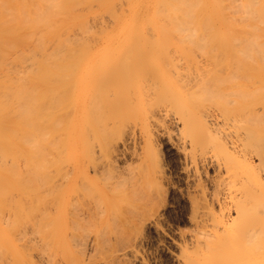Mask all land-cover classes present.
Returning a JSON list of instances; mask_svg holds the SVG:
<instances>
[{
  "label": "rangeland",
  "instance_id": "1",
  "mask_svg": "<svg viewBox=\"0 0 264 264\" xmlns=\"http://www.w3.org/2000/svg\"><path fill=\"white\" fill-rule=\"evenodd\" d=\"M165 2L81 0L59 14L77 17L61 40L39 48L40 26L10 45L20 56L4 60L13 80L30 81L38 64L67 67L40 71L31 90L51 113L36 123L41 151L0 154L3 172L13 166L0 185V264H264V230L242 231L229 200L264 179V86L231 96L222 83L231 65L248 87L264 82V59L244 53L264 47V27L172 23ZM232 97L245 108L233 111ZM263 202L245 204L246 219Z\"/></svg>",
  "mask_w": 264,
  "mask_h": 264
},
{
  "label": "bare ground",
  "instance_id": "2",
  "mask_svg": "<svg viewBox=\"0 0 264 264\" xmlns=\"http://www.w3.org/2000/svg\"><path fill=\"white\" fill-rule=\"evenodd\" d=\"M92 1V0H91ZM166 1V2H165ZM227 2L228 3H223L224 6H220V4L222 2ZM231 1V0H230ZM229 0H170L169 1V4L167 3L168 0H155V9H156V4H161L162 2H165L163 8H161V10L163 11V9L165 8V5H167V8H165L164 10L167 12L166 14L163 13L162 15H164V19L166 21H176L175 23L179 22V23H182L183 24H187L189 25L190 23H194L197 22L198 24H202L204 23L205 25L208 23H215V22H220L222 24L224 23H228L229 25L230 24H239L241 23L240 20H242L243 22L241 24H243L244 26H255L256 28L259 26H262V28L264 27V0H238V2L240 3H237V0H233V2H236V6L235 3H231ZM78 2H81V0H0V73L2 74V77H4L3 75H5L4 78H0V151H2V153L0 152V154L2 155L3 152L7 153L9 152L12 153V154H18V153H24V152H28L30 153V155L32 154L31 152H33L36 148H38V142L39 139L41 138L40 136H43L42 135H39V133L36 131V130H40L39 127L37 126L40 120L39 118V115L41 117V119L44 120V117L46 118L47 115H51L50 111H46L43 110V114L41 113L42 111V105L40 104L42 102V95L40 96V94H37V95H34L33 91L31 90H35L37 91V87H39V80H37V75L38 73L41 71L43 74H53L52 72H57V70L59 71H64L65 70V67H67L65 64H61V65H51V64H38L37 67H35L37 69V74L36 75H33L31 77H33L32 79L29 78L30 81H23V78L22 79H18V77H16L17 79L16 80H13V76L10 77V73H9V69L8 67H6L5 65H9V62H7V64L5 63L6 59L9 57V56H13L15 58V60H17L16 58H20V56L18 57V54H16L15 52H12L9 56L7 55V53L9 54L10 51L12 49V47H10V45L14 42V40L18 39V42L19 41H23L22 39H25L24 42L26 43V41H28L29 39H27L28 35H32L35 31L38 33V29L40 28V26H42L41 30H40V35H39V39H36L38 40V44H39V48H40V44L45 42L46 40H55V41H58V40H61L62 39V34H61V31L62 29L64 28H67L68 26L70 27L71 24H74L75 22H77V17L74 16V14H70L68 16H64V17H67V18H64L59 15L61 12L64 13V11H67L68 9H71L73 6H75ZM134 2V1H133ZM135 2H137V0H135ZM230 2V3H229ZM141 4V3H140ZM143 4V3H142ZM159 4V5H160ZM163 4V3H162ZM161 4V5H162ZM230 5L231 4H234L233 6L235 7L234 11L237 10V9H241L240 12L241 14L239 13V10L234 12V11H231L230 9H228V7L226 5ZM158 5V6H159ZM222 5V4H221ZM228 5V6H229ZM154 6V5H153ZM239 6H241L239 8ZM137 7V6H136ZM224 7H226L225 9L229 10L230 12L228 13L227 10H222ZM232 9V6L230 7ZM158 9V8H157ZM160 9V8H159ZM158 9V10H159ZM154 10V8H153ZM243 10V12H242ZM152 11V10H151ZM225 11V13H224ZM48 12H50V16L48 17ZM69 11H67V14H68ZM159 12V11H158ZM240 14V17H235L234 13H237ZM245 12V13H244ZM62 13V14H63ZM153 13V12H151ZM157 13V12H156ZM229 14V16H227V14ZM233 13L232 15L236 18H234L232 15V17L230 16V14ZM242 13H244L242 15ZM65 14V13H64ZM155 13H153L154 15ZM246 14V17L244 16ZM159 15H160V12H159ZM157 15V16H159ZM74 16V17H73ZM156 16V15H155ZM242 16V17H241ZM243 16L245 18H243ZM151 17V16H150ZM160 17H162L160 15ZM163 17L160 19L162 20ZM149 18V17H148ZM237 18H242V19H237ZM153 19V16L152 18H150V20ZM156 19V18H154ZM153 19V20H154ZM116 20V18H115ZM147 20V19H146ZM238 20V22L236 21ZM117 21V20H116ZM166 21L164 22V20L162 21V24L166 23ZM240 21V22H239ZM148 22V21H147ZM151 22V21H149ZM160 22V21H159ZM164 22V23H163ZM154 23V22H153ZM173 23V22H172ZM189 23V24H188ZM196 23V24H197ZM167 24V23H166ZM168 24H170L168 22ZM202 24V26L204 25ZM75 25V24H74ZM171 25V24H170ZM179 25V24H177ZM180 25V26H182ZM186 25V26H187ZM213 25H216V24H213ZM227 25V24H226ZM27 26V31L26 28ZM172 26H174L172 24ZM176 26V25H175ZM185 27V25H184ZM183 27V28H184ZM24 29V32H21L20 29ZM67 30V29H66ZM253 30V29H252ZM248 31V30H247ZM233 32V31H232ZM241 32V31H240ZM239 32V33H240ZM244 32V31H243ZM250 33V32H248ZM247 33V34H248ZM262 33V32H261ZM68 34V33H67ZM243 34V33H242ZM263 34V33H262ZM35 35V34H34ZM251 36H254L255 38H258L256 35H259L256 30L255 32H252L250 33ZM249 36L248 34V38L252 39L254 37H251ZM260 36V35H259ZM263 36V35H261ZM65 38V36H63ZM236 37V36H235ZM264 37V36H263ZM22 38V39H21ZM33 38H35L33 36ZM234 38V37H233ZM237 38V37H236ZM239 38V37H238ZM247 38V36H246ZM27 39V40H26ZM244 39V38H243ZM261 39V38H260ZM33 40V39H32ZM248 40V39H247ZM246 40V42H248ZM256 40V39H255ZM254 40V41H255ZM241 41V40H240ZM251 41V40H250ZM250 41H249V45H252L250 44ZM261 41V40H260ZM22 42V43H24ZM34 42V41H33ZM245 42V41H244ZM237 43V41L235 42ZM253 43V42H251ZM257 43H260V42H257ZM263 43V42H262ZM36 44V43H35ZM238 44V43H237ZM241 44V43H240ZM43 44H41V47H42ZM233 45V44H232ZM235 47H237L236 44H234ZM255 45V44H254ZM259 45V44H258ZM258 45L256 48L253 47L254 50L250 49V50H245L244 49V53L245 55L247 54L248 58H259V55L262 59H264V47L261 48L257 51V53H254L255 50L258 49ZM264 45V44H263ZM20 46V45H19ZM32 46V45H31ZM30 46V47H31ZM262 46V45H261ZM21 47V46H20ZM33 47V46H32ZM234 46H231V49L232 51H228V52H233L232 54L235 53V51H233L235 48H233ZM251 47V46H250ZM16 48V47H15ZM27 48V47H26ZM37 48V47H36ZM36 48H35V52H36ZM238 48V47H237ZM240 48V47H239ZM23 51L20 52L21 54L25 53L24 51V47L22 48ZM43 49V48H42ZM243 50V48L241 47L239 50ZM15 50V49H14ZM17 50V49H16ZM67 50L71 51L70 48H67ZM13 51V50H12ZM18 51V50H17ZM19 52V51H18ZM27 52V51H26ZM34 52V54H35ZM19 53V54H20ZM26 54V53H25ZM48 54V53H47ZM219 53H216V56L218 57ZM214 56V54L212 55ZM246 56V57H247ZM12 57V58H13ZM11 58V59H12ZM25 59V58H24ZM5 60V61H4ZM140 60V59H138ZM8 61V60H7ZM212 61V60H210ZM239 61V60H238ZM252 61V60H251ZM262 62V61H261ZM20 63V62H19ZM138 63V62H137ZM142 63V62H141ZM236 63V61H235ZM244 63V62H243ZM21 64V63H20ZM60 64V63H59ZM120 64V63H119ZM123 64V63H122ZM211 64V63H210ZM240 64V63H239ZM121 65V64H120ZM212 65V64H211ZM228 65V64H227ZM230 65V64H229ZM228 65V66H229ZM246 65V64H245ZM244 65V66H245ZM249 65V64H248ZM252 65V64H251ZM250 65V66H251ZM262 65L264 66V63H262ZM17 66V65H16ZM34 66V65H33ZM56 66V67H55ZM224 66V65H223ZM232 68H234L233 70H231V74L227 73L228 75L225 76L227 70H226V67L224 66V70L225 71V74H224V78L222 76L220 69L219 71L221 72L220 75L219 73L216 74V75H219V77L222 76V83H224V85L227 87L229 93H231L230 95L233 96L235 95L236 92L238 91H242L244 92V90H262L263 86H264V82L263 80L261 79H258V84H253L251 86L248 87V83H247V79H246V76H245V73L243 72H240L238 74V71L235 73H233L232 71L234 70H237L235 69V67L233 65H231ZM229 66V67H231ZM10 67V66H9ZM211 67V66H209ZM227 67V69L229 68ZM238 67V66H236ZM261 67V66H260ZM34 68V67H33ZM26 69V68H25ZM57 69V70H56ZM139 69V68H138ZM142 69V68H141ZM208 69V68H207ZM245 69V68H243ZM248 69V68H247ZM12 70V69H10ZM35 70V69H34ZM116 70V69H115ZM128 70V69H126ZM212 70V69H211ZM214 70V69H213ZM229 70V69H228ZM20 71V70H19ZM90 71V69H89ZM15 72V71H14ZM22 72V71H21ZM19 72V73H21ZM32 72H34L32 70ZM30 72V73H32ZM147 72V71H146ZM151 72V71H150ZM154 72V71H153ZM215 72V71H214ZM213 72V73H214ZM13 73V72H12ZM105 73V72H104ZM121 73V72H120ZM233 73V74H232ZM18 74V72H17ZM51 74H49V76H52ZM145 74V73H144ZM103 75V73H102ZM205 75L207 74H203L200 75L202 76L203 79V82L206 80L205 79ZM209 75V74H208ZM207 75V76H208ZM8 76V77H7ZM18 76V75H17ZM24 76V75H22ZM158 76V75H157ZM211 76V74H210ZM215 76V75H214ZM209 77V76H208ZM217 77V76H216ZM216 77H213L216 79ZM225 77H227V79H225ZM15 78V77H14ZM212 78V80H213ZM201 79V78H200ZM211 79V78H210ZM52 80V79H50ZM202 80V79H201ZM211 80V81H212ZM210 81V82H211ZM214 81V80H213ZM51 83V81H49ZM216 84L214 85H217V81H215ZM218 82H221L219 81L218 79ZM209 83V81H208ZM214 82H211L209 83L210 85L213 84ZM222 83H220L222 85ZM42 84V85H41ZM40 85L43 86V87H46V82L43 80L42 83ZM53 84V82H52ZM75 84V83H74ZM209 84L207 86H209ZM38 85V86H37ZM37 86V87H36ZM75 86V85H74ZM218 86V85H217ZM35 87V89H34ZM209 87H212L213 86H209ZM220 87V86H219ZM218 87V88H219ZM225 87V89H226ZM217 88V89H218ZM223 88V85L222 87ZM223 90V89H220L223 90V91H226V90ZM211 90V89H210ZM30 91V92H29ZM214 91V90H213ZM212 91V92H213ZM217 90L215 89V92ZM220 91H218V93H220ZM228 91H226V97H229V95L227 96V93ZM241 92V93H242ZM43 93V98H45V94L44 92ZM222 93V92H221ZM240 93V92H239ZM225 94V93H223ZM243 94V93H242ZM237 95H239L237 93ZM236 95V97H237ZM241 96V95H240ZM236 97H232L231 99H229L228 102H231L233 104L230 105L232 106L229 107L231 108L233 111L236 109V108H240L241 106L244 105V103L242 102V100L240 101V99H237ZM230 98V97H229ZM39 103V105H37V103ZM44 102V101H43ZM230 103V104H231ZM73 104H74V101H73ZM44 105V104H43ZM35 106H42L41 107V110H40V107L39 109L36 108L34 111H33V107ZM33 109H32V108ZM228 108V109H229ZM242 108V107H241ZM245 108V106H244ZM242 108V109H244ZM32 109V110H31ZM37 109H38V112H37ZM48 109V108H47ZM36 114V116L32 113ZM46 112V113H45ZM48 112V114H47ZM45 113V114H44ZM50 113V114H49ZM38 114V115H37ZM47 114V115H46ZM79 114V113H78ZM43 115V116H42ZM46 115V116H44ZM35 118V119H34ZM39 118V120H38ZM55 118L52 117V123L53 124V120ZM37 120V121H36ZM42 120V121H43ZM56 120V119H55ZM41 121V120H40ZM58 121V120H56ZM55 122V121H54ZM40 124V122H39ZM50 124V125H51ZM57 124V122H55V125ZM49 125V126H50ZM57 126V125H56ZM38 127V128H37ZM51 127V126H50ZM54 127V126H52ZM51 127V128H52ZM51 131V130H50ZM36 132V133H35ZM52 132H53V128H52ZM251 132V131H250ZM50 132L48 131V134ZM34 134L35 136H37V144L36 142L34 141V138L36 140V137H34ZM251 133H249L248 131V135H250ZM257 135V134H256ZM255 133H254V136H256ZM39 136V138H38ZM258 136V135H257ZM47 138V136H45ZM249 137H253V133L251 134V136ZM44 140V138H42ZM33 140V141H32ZM41 140V141H43ZM46 140V139H45ZM44 140V142H45ZM258 140L262 142V139L258 138ZM258 140H256L257 142H259ZM29 141V142H28ZM35 142V144H34ZM33 146H32V144ZM259 143V144H261ZM23 144V146H22ZM41 144V143H40ZM258 144V143H257ZM258 144V145H259ZM36 145V146H35ZM44 146V143L42 144ZM263 145V144H262ZM34 150H32L33 148ZM39 147H41L39 145ZM260 147V146H259ZM262 148V146L260 147ZM260 148H257L256 149V155L258 156L259 160L262 162L264 161V150L260 149ZM36 149V150H37ZM41 149V148H40ZM39 149V150H40ZM36 150L34 151L33 154H37L35 153ZM38 150V153L41 151ZM15 153H14V152ZM5 153V154H6ZM4 154V155H5ZM6 154V155H7ZM26 154V153H25ZM19 156V155H18ZM17 156V157H18ZM34 156V155H32ZM30 157V156H29ZM13 158H16L15 155H13ZM35 158V157H34ZM30 161V159H29ZM36 162V161H35ZM15 164V163H13ZM38 164V163H37ZM36 163H34V166L36 165ZM0 185L2 183H4L5 178L8 179V180H12L10 179V177H6L7 175V170L8 172H10V170L13 168V166L11 167H8L9 169H6V167H4V172L2 171V165L0 164ZM15 166V165H14ZM35 166V168H36ZM38 167V166H37ZM16 169L14 168V171ZM13 171V170H12ZM16 172V171H15ZM1 173L3 175H1ZM6 173V174H5ZM5 174V175H4ZM12 175V174H11ZM10 175V176H11ZM15 175V174H14ZM16 175H17V172H16ZM5 176V178H4ZM9 176V175H7ZM13 176V175H12ZM14 177V176H13ZM17 177V176H16ZM12 178V177H11ZM18 178V177H17ZM20 179V178H19ZM14 180V179H13ZM2 185H5V184H2ZM264 187V179L261 180V177L258 175L256 177V181H255V184H254V188L253 189H245L244 191H240V192H237V193H234V194H231L230 195V203H232L233 205H235L236 209V214L239 216V215H243L242 217L245 218L246 220V224L243 222V225L242 226V231H245L248 233H256L260 230H264V202L259 205V207L257 208V212H258V216L257 218H254V219H246L247 218V211L249 210L248 208L245 207V204H248L250 203L251 201H255L257 200V198H259L262 194H264V191H263V188ZM262 194L259 195L258 197V192H260ZM247 206V205H246ZM248 207V206H247ZM240 217V216H239ZM238 218V217H237ZM241 218V217H240ZM240 229V230H241ZM261 231V232H262ZM243 233V232H242ZM246 235V234H245ZM46 236V235H45ZM49 236V235H48ZM55 237V236H54ZM44 238V237H42ZM41 238V239H42ZM53 239V238H52ZM34 241V239H33ZM32 241V243H33ZM45 241V240H44ZM52 241V240H51ZM63 241V239H62ZM36 242V241H35ZM58 242V241H57ZM47 243V242H46ZM46 243H44L46 245ZM62 243V242H61ZM0 244H1V241H0ZM35 244V243H34ZM67 244V243H66ZM37 245V244H36ZM43 246V245H42ZM54 246V245H53ZM56 247V246H55ZM54 247V248H55ZM67 247V246H66ZM62 248V247H61ZM50 251V250H49ZM48 256V255H47ZM50 258V256H49Z\"/></svg>",
  "mask_w": 264,
  "mask_h": 264
}]
</instances>
